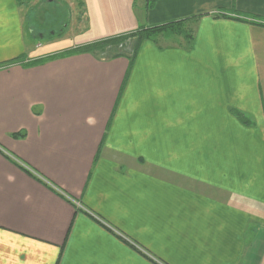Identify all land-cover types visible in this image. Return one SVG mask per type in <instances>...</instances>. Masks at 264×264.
<instances>
[{
    "label": "crops",
    "instance_id": "obj_1",
    "mask_svg": "<svg viewBox=\"0 0 264 264\" xmlns=\"http://www.w3.org/2000/svg\"><path fill=\"white\" fill-rule=\"evenodd\" d=\"M77 6L54 49L0 0V264H264V0ZM182 19L189 42L46 59Z\"/></svg>",
    "mask_w": 264,
    "mask_h": 264
},
{
    "label": "rangeland",
    "instance_id": "obj_2",
    "mask_svg": "<svg viewBox=\"0 0 264 264\" xmlns=\"http://www.w3.org/2000/svg\"><path fill=\"white\" fill-rule=\"evenodd\" d=\"M79 0H25L23 4L29 5L27 11V25L33 41H38L42 48L51 47L63 49L71 43L83 39L85 27L84 12L77 6ZM135 45V38H127L116 50L131 51ZM73 49V48H72ZM112 48L95 51L101 56L113 53Z\"/></svg>",
    "mask_w": 264,
    "mask_h": 264
},
{
    "label": "trees",
    "instance_id": "obj_3",
    "mask_svg": "<svg viewBox=\"0 0 264 264\" xmlns=\"http://www.w3.org/2000/svg\"><path fill=\"white\" fill-rule=\"evenodd\" d=\"M25 0H17L18 3H24ZM186 20H178V21H172V22H168L162 25H158V26H150V27H138L135 31L130 32L128 34H123V35H118V36H112L103 40H100L98 42H94L92 44H88L85 46H77L71 50H68L60 55H54V56H50L46 59H53L55 57H59V56H65V55H69V54H73V53H79V52H92V51H103L106 48L111 47L113 53H111V56H119V55H123L126 54V52H123L121 50H116L117 47L119 45H122L127 38H135V45L132 47V56L134 55V53L137 50V46L136 44L139 43L140 41H143L145 39H151V40H155L157 36H169L172 35L173 33L175 35H181L183 34L184 37L187 39V41H191L192 39V31L186 29V27L183 25V23ZM156 41V40H155ZM238 115V117L241 118L242 122H246V120L242 117V115L236 113ZM18 135H22L21 133ZM18 166L24 170L26 173H28L29 175H33V173H31L27 168L21 166L18 164ZM158 264H165L163 262H160Z\"/></svg>",
    "mask_w": 264,
    "mask_h": 264
},
{
    "label": "built area",
    "instance_id": "obj_4",
    "mask_svg": "<svg viewBox=\"0 0 264 264\" xmlns=\"http://www.w3.org/2000/svg\"><path fill=\"white\" fill-rule=\"evenodd\" d=\"M77 206H80L78 203H76Z\"/></svg>",
    "mask_w": 264,
    "mask_h": 264
}]
</instances>
